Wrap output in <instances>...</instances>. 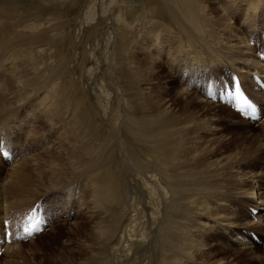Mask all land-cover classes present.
<instances>
[{"label":"bare ground","instance_id":"obj_1","mask_svg":"<svg viewBox=\"0 0 264 264\" xmlns=\"http://www.w3.org/2000/svg\"><path fill=\"white\" fill-rule=\"evenodd\" d=\"M23 1L0 0L3 264L39 257L17 238L35 205L45 231L89 215L69 230L82 243L46 264H199L201 239L213 264H238L218 257L229 249L264 264V115L252 124L208 98L237 75L264 111V0ZM224 108L235 135L207 117Z\"/></svg>","mask_w":264,"mask_h":264},{"label":"rangeland","instance_id":"obj_2","mask_svg":"<svg viewBox=\"0 0 264 264\" xmlns=\"http://www.w3.org/2000/svg\"><path fill=\"white\" fill-rule=\"evenodd\" d=\"M85 1H88V2H90L91 0H85ZM110 0H107V2L106 3H108ZM111 1H113L112 3H111V5H113V4H115V3H117V2H114V0H111ZM24 3H28V1H26V0H24L23 2H22V4H24ZM122 4V0H121V3H120V5ZM91 5V4H90ZM94 5H95V2H94ZM96 5H97V3H96ZM89 6V5H88ZM87 7V6H86ZM97 6H94V11H92L93 10V7H92V9H91V11L89 10V12L88 11H86V15H91V12H92V14H94L93 12H97L100 8H102V7H97ZM88 8V7H87ZM96 10V11H95ZM90 13V14H89ZM28 25V24H27ZM27 25L26 26H24V27H27ZM30 26H32V24H30L28 27L30 28ZM39 25H36V26H34L33 25V27H35V28H37ZM31 28V29H34V28ZM80 33V32H79ZM119 37H120V41L122 42V33H119ZM127 38H128V40H127ZM126 39H125V42L127 43L130 39H132V37H127ZM119 53H121L122 52V48H119V51H118ZM117 73H118V75H119V77H120V80H121V75H120V73L117 71ZM107 74L108 73H106V80H109L110 81V78H112V77H109V79H108V76H109V74H108V76H107ZM229 79V78H228ZM113 79H111V85H113V83H114V80L112 81ZM110 83H108V84H110ZM110 85V97L111 98H109V97H107L106 98V105H107V107L110 109V110H112V113L115 115V111H117V106H116V102L114 101V100H116L115 99V92H117V90H116V88L114 87V88H112V86ZM219 85H221V82H220V84ZM219 85L217 86V87H219ZM212 87H213V89H215L216 88V86L215 85H212ZM112 91H113V93H112ZM198 91V90H197ZM109 98V99H108ZM114 98V99H113ZM112 101H111V100ZM107 100L109 101V102H107ZM114 104H113V103ZM218 104V103H217ZM112 105V106H111ZM218 105H220V104H218ZM219 107H222V105L221 106H219ZM223 108V107H222ZM229 110H230V108L229 107H227ZM225 110H227L226 108H224ZM229 110H227L226 111V113H223V114H221L220 112H216V111H209L208 113H207V117H212L210 120H214V119H221V120H223V123L225 124V125H227V126H222V124H220L219 126L217 125L218 123H216L215 124V126L217 127V128H220V130H222L221 131V134H228V136H232V134L233 135H235V134H237V133H233V127L230 125V122L233 120V118L231 119V117H226V114H228L229 112ZM27 111V110H26ZM232 111V110H231ZM264 112V111H263ZM219 113V114H218ZM214 117V118H213ZM15 120V119H14ZM109 120H110V117H109ZM225 120V121H224ZM227 120V121H226ZM16 121V120H15ZM236 121V120H235ZM109 122V121H108ZM12 123H14V121H12ZM12 123L10 124L11 126H12ZM30 125H31V123H30ZM29 124L28 125H22L21 126V130L24 128V126L25 127H27V130H29L30 132H31V130H32V128L33 129H35L36 127H32V125L30 126ZM17 126H18V122H17ZM36 126V125H35ZM230 126V127H229ZM256 126H257V124H256ZM113 127H115V124H114V126ZM121 128H122V126H120ZM15 128H17L16 126H15ZM256 128V129H255ZM252 127V129L255 131V130H257V127ZM26 129V128H25ZM224 129V130H223ZM17 130H19L18 128H17ZM112 130H113V128H112ZM119 131H120V133H121V136H122V129H120L119 128ZM246 133V132H245ZM245 133H241V134H245ZM253 133H255L256 134V132H253ZM22 134V133H21ZM31 134V133H30ZM208 134H210V133H208ZM230 134V135H229ZM45 135V134H44ZM229 138V137H228ZM121 139H122V137H121ZM39 146H40V144H39ZM46 146H43V148H45ZM51 147V146H50ZM49 147V148H50ZM47 149V150H50V149ZM11 157H12V159L10 160V161H7L8 163H11L12 162V160H13V156H12V154H11ZM21 157V155L18 157V159ZM263 164V163H262ZM0 177H1V172H0ZM80 182V183H79ZM79 182H76L75 183V186H79V185H81L82 183V180L80 179L79 180ZM83 184H84V182H83ZM74 185V184H73ZM69 191H67L65 194L63 193V194H59V197H60V199L62 200V203L63 204H60V206H62L63 208H66L67 210H69L68 208H70V207H72L71 206V204L69 203V205H68V200H67V198L69 197ZM64 195V196H63ZM53 196H55V195H50V196H48V197H53ZM62 196V197H61ZM63 198V199H62ZM81 210H83V208H81L80 210H79V212H78V215H80V212H82ZM73 212V213H72ZM75 213V211H71L70 213H68V218H67V224L65 225V222L64 221H62L64 224H62L61 222V226H60V228L58 229V231L53 227V228H51V229H53V230H51V229H46V231H44L43 233H41L40 235H37V237H35V238H33V239H30L29 241H21L22 242V245H20V246H22V249H23V251H26L28 248H34V246H35V249H37V254L36 255H38L39 257L37 258V259H35L34 260V262H35V264L36 263H40L41 261H43L42 263H40V264H46L47 262H49V261H53L55 258H58V256L62 253V252H64V251H68V250H70V249H72V248H75L76 246H78V244L80 243H82V240H79L77 237H76V232H77V229L75 230V229H73L72 231H70L69 232V230L70 229H72V227L75 225L76 227L78 226V225H80V223L82 222V218H87V216L89 217V215L88 214H86V216L85 215H83V213L84 212H82L81 213V215H82V217H80V218H78V217H76L75 216V218L73 217L72 218V216H73V214ZM65 214V213H64ZM253 215H255V214H253ZM85 220V219H84ZM84 220H83V222H84ZM81 221V222H80ZM57 224H59V222L57 223ZM71 225H73V226H71ZM255 235V234H254ZM63 236V237H62ZM65 237H70V238H72V240H74L72 243H74V244H76V245H71L70 243H68V241H67V239L65 238ZM252 237H253V240L256 242V243H258L259 244V242H258V239H257V237L256 236H253L252 235ZM196 239H198L197 237H195ZM78 239V240H77ZM115 239V238H114ZM199 239H201V238H199ZM257 239V240H256ZM113 240V239H112ZM34 241H37L36 243H34V244H29V243H31V242H34ZM201 241L203 242L202 243V246H201V248H199V250L197 251L198 253H196V254H198L199 255V253H204L205 251V255L206 254H208L209 255V257H207L208 259L210 258V261H207L208 259L207 258H201V260H199V264H213V262L211 261V260H213L211 257H212V255L210 256V253L211 254H214V252H215V248L214 247H212V249H210V248H208L207 247V241L205 240V241H203V239H201ZM77 242H78V244H77ZM205 242V243H204ZM129 243V242H128ZM29 244V245H28ZM79 244V245H80ZM50 245V246H49ZM45 246H47V248H43V247H45ZM108 249H107V251L109 252L108 254L111 256V253H110V251H111V249L114 251L115 249H114V247L112 248V246H111V244L109 243L108 244V247H107ZM208 250H207V249ZM201 249V250H200ZM231 249H229L228 251H229V253H225V255H220V253H217V255H220V256H218V257H223V258H225V260H231V259H238V264H244L245 263V261H243V257L242 256H237L236 258H233L234 256H232L233 254H231V256H230V252H232V251H230ZM202 251V252H201ZM209 251V252H208ZM213 252V253H212ZM4 254H5V252H4ZM4 254L2 255V259L0 258V264H3L4 263V261L7 259V257L6 256H4ZM195 254V253H194ZM207 255V256H208ZM239 257V258H238ZM119 259H120V256H119ZM122 259V258H121ZM206 260V261H205ZM242 260V261H241ZM93 261V260H92ZM203 263H202V262Z\"/></svg>","mask_w":264,"mask_h":264}]
</instances>
